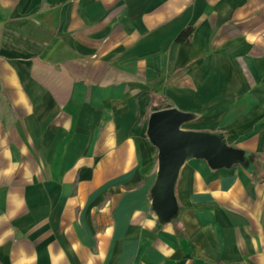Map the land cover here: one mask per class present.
Here are the masks:
<instances>
[{
	"label": "crops",
	"instance_id": "0c3cea01",
	"mask_svg": "<svg viewBox=\"0 0 264 264\" xmlns=\"http://www.w3.org/2000/svg\"><path fill=\"white\" fill-rule=\"evenodd\" d=\"M158 104L251 155L187 163L167 224L152 209ZM9 164L0 264L20 247L38 264H264V0H0Z\"/></svg>",
	"mask_w": 264,
	"mask_h": 264
},
{
	"label": "water",
	"instance_id": "95a60500",
	"mask_svg": "<svg viewBox=\"0 0 264 264\" xmlns=\"http://www.w3.org/2000/svg\"><path fill=\"white\" fill-rule=\"evenodd\" d=\"M194 115L176 108L155 111L148 122V137L158 150V171L152 190V209L161 223L178 218L177 184L183 167L192 160H204L219 170L236 165L247 167L251 155L231 148L224 134L185 129Z\"/></svg>",
	"mask_w": 264,
	"mask_h": 264
},
{
	"label": "clouds",
	"instance_id": "9594fccd",
	"mask_svg": "<svg viewBox=\"0 0 264 264\" xmlns=\"http://www.w3.org/2000/svg\"><path fill=\"white\" fill-rule=\"evenodd\" d=\"M19 169H13L12 165L9 164L8 168H5L3 170H0V176H3L4 178H12L15 175V172ZM14 234L13 229H8L7 232L4 234V236L0 237V246H3L5 241L9 236H12ZM58 255L63 256V252L61 250ZM39 260V254L35 251H32L31 253L28 252L25 248L20 247L17 250V256L14 261V264H38ZM54 264H59V262H54ZM89 264H93L92 261H89Z\"/></svg>",
	"mask_w": 264,
	"mask_h": 264
},
{
	"label": "trees",
	"instance_id": "16d2710c",
	"mask_svg": "<svg viewBox=\"0 0 264 264\" xmlns=\"http://www.w3.org/2000/svg\"><path fill=\"white\" fill-rule=\"evenodd\" d=\"M189 36H190V31H187L180 37V39L184 40L185 38H188ZM162 109H163V107L160 104L154 106L155 111H159Z\"/></svg>",
	"mask_w": 264,
	"mask_h": 264
}]
</instances>
